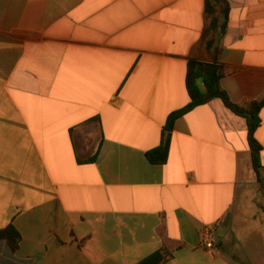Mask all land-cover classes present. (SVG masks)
<instances>
[{
    "label": "crops",
    "instance_id": "1",
    "mask_svg": "<svg viewBox=\"0 0 264 264\" xmlns=\"http://www.w3.org/2000/svg\"><path fill=\"white\" fill-rule=\"evenodd\" d=\"M227 1L221 36L206 0H0V230L21 235L0 264H264L245 119L196 107L148 159L191 101L189 60H217L234 104L264 99V0Z\"/></svg>",
    "mask_w": 264,
    "mask_h": 264
},
{
    "label": "trees",
    "instance_id": "2",
    "mask_svg": "<svg viewBox=\"0 0 264 264\" xmlns=\"http://www.w3.org/2000/svg\"><path fill=\"white\" fill-rule=\"evenodd\" d=\"M230 15V6L227 0H206L207 28L206 33L219 32L222 36L225 33ZM214 42L209 41L211 48ZM223 68L217 60L212 62L191 59L188 63L187 89L190 96V103L187 107L173 112L165 125L167 134L162 145L148 153V159L153 164H165L169 157L170 134L176 121L189 113L196 107L209 104L214 100H220L235 115L245 119L248 125V145L251 151L252 169L256 181L259 184V192H264V166L262 162V145L255 138V133L261 125L260 112L264 108V99L253 102L248 107L234 104L227 92L221 87ZM93 161V160H90ZM81 162V161H79ZM0 241L8 244L12 252L19 248L21 235L13 225L0 230ZM171 254L167 250H160L142 260L139 264H164L169 260Z\"/></svg>",
    "mask_w": 264,
    "mask_h": 264
},
{
    "label": "built area",
    "instance_id": "3",
    "mask_svg": "<svg viewBox=\"0 0 264 264\" xmlns=\"http://www.w3.org/2000/svg\"><path fill=\"white\" fill-rule=\"evenodd\" d=\"M215 227L206 225L200 234L201 248L208 252H215L216 250V234Z\"/></svg>",
    "mask_w": 264,
    "mask_h": 264
}]
</instances>
